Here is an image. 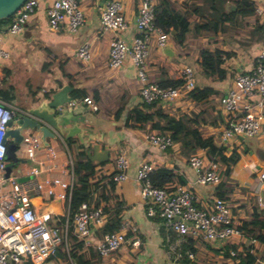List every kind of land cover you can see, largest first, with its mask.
<instances>
[{
    "label": "crops",
    "instance_id": "0c3cea01",
    "mask_svg": "<svg viewBox=\"0 0 264 264\" xmlns=\"http://www.w3.org/2000/svg\"><path fill=\"white\" fill-rule=\"evenodd\" d=\"M106 1L108 0H84L81 3L85 23L75 33L66 26L59 31L51 30L47 5L52 1L40 4L17 35L5 34L8 25L0 23V33L5 34L0 41V48L10 54L9 58L0 59V88L15 86L17 100L13 105L22 110L47 103L62 92V100L72 98L76 101L75 105L66 104L70 111L86 108L85 113L78 114L77 119L71 120L68 125L75 129L73 135L50 139V146L42 147L37 160L28 164L33 166L39 161H47L45 166L49 172L43 173V176L49 174L68 179V165L73 154L77 157L82 150L88 154L93 152L95 145H99L100 151H109V160L95 164L96 174L92 182L99 185L94 195L96 198L116 172L118 156L125 154L128 157L131 164L129 178L117 184L116 194L117 202L122 203V217L127 226L129 242L110 256L102 257L94 248L101 238L98 228L93 227L89 243L85 244L82 251L90 264H177L178 260L172 258V233L167 231L161 218L151 217L147 213L136 180L139 167L145 162L153 163L156 169L168 168L182 176L186 180V186L192 187L197 199L196 205L200 209H210L218 193L223 192L226 203L239 223L250 220L255 208L264 210L258 200L263 193L259 177L263 169L259 165H263L261 151H264V142L261 138H237L224 146L228 155L236 152L239 160L233 167L231 177H222V189L219 191L218 186L198 184V173L190 165V159L194 155H199L205 164L210 161L205 149L193 151L184 148L182 143L175 142L171 148L161 150L147 140L148 134L158 133L152 129V123L141 127L140 123L134 121L127 125L126 120L129 112L138 106L151 113L161 109L166 114L183 120L191 129H198L204 138H214L219 146L221 133L228 126V114L221 99L232 87L237 75L252 69L259 55V43L247 52L235 55L236 50L220 44L213 35L221 33L223 26H257L256 30L264 37V30L258 26L264 25V0H251L257 5V14L240 16L235 22L226 24L220 22L221 16L236 9L241 0H156V6L160 5L187 17L192 26L183 43L177 40V31L169 33V39L163 48L157 45L156 36L152 37L147 59L149 80L159 84L178 81L181 79L182 69L191 66L195 70L197 88H210L215 93L202 101L194 100L189 93L174 103H160L157 107L149 108L144 107L140 93L142 84L132 59L128 58L118 69L109 66L114 34L104 32L100 27ZM121 1L124 3V13L131 23L127 32L128 41H131L137 33L135 20L141 9V0ZM84 43L90 46L89 61L82 60L78 55V50ZM204 50H222L231 54L223 65L227 71L225 79L205 73L201 65ZM7 73L9 77L5 83ZM77 90L85 91L86 95L76 98L73 92ZM85 97H91L99 109L94 110L90 104L84 103ZM19 101L21 104L17 105ZM161 122L164 124V121ZM69 140L72 141L71 146L68 145ZM21 154L23 156V150ZM21 166L22 169L27 168L25 165ZM31 199L39 215L53 214L52 220L56 217L61 220L64 218L63 208L60 209L53 203L55 198L32 193ZM137 240L140 245L134 246L133 242ZM194 240L197 252L194 253L195 259L191 264H232L221 252L222 243ZM230 242L239 244L237 239ZM245 244L248 245L249 242ZM257 250L263 251V246L259 244ZM258 255L264 264V257ZM33 261L34 264H75L60 252L56 256L36 257Z\"/></svg>",
    "mask_w": 264,
    "mask_h": 264
},
{
    "label": "built area",
    "instance_id": "2783aa9c",
    "mask_svg": "<svg viewBox=\"0 0 264 264\" xmlns=\"http://www.w3.org/2000/svg\"><path fill=\"white\" fill-rule=\"evenodd\" d=\"M50 1L52 3L47 5V16L51 30L59 31L66 26L75 33L85 23V14L81 7L84 0H27L12 16L5 34H19L40 4ZM124 11L121 0H108L101 13V29L114 34L110 68L118 69L131 58L142 84L141 98L146 104L174 103L183 95L193 92L197 84L195 70L191 66L182 69L180 80L183 83L178 87H164L148 78L147 59L152 37L156 36L157 45L161 48L166 46L169 39V34L156 25V0H141V9L135 20L137 33L131 41L127 38L131 23ZM5 34L0 33V41ZM78 55L84 61L90 60L88 43L80 46ZM9 56L8 51L0 48V59ZM83 102L90 104L94 110L99 109L91 97H85ZM70 104L75 105L76 101L73 100ZM221 104L228 114V126L221 133L219 146H228L237 138H261L264 142V50L257 56L252 69L235 77L232 87L222 97ZM19 113L30 115L27 110L19 109L0 98V264H34L33 258L56 256L60 244H64L66 251H69V200L74 183L73 159L71 158L68 165L70 177L66 180L49 174L43 176V173L49 172L45 166L47 161H39L33 166L22 164L27 168L22 169L20 166L19 171L15 168L10 177L6 178V168L10 163L7 156L8 143H4L7 124L16 119ZM23 136L19 155L23 150V156L20 155L22 158L36 161L38 152L43 147L41 132L28 129L23 132ZM147 140L164 151L175 144L170 134L151 133L147 135ZM190 165L198 173V184L217 186L221 183L223 176L220 162L210 160L205 164L199 155H194L190 159ZM130 168L128 157L121 154L116 160V172L110 180L117 184L125 182L129 178ZM155 169L153 163H143L138 169L136 180L148 215L161 218L167 231L179 237L177 243H173L174 252L184 236L207 242H220L223 245L233 239L239 240V244L249 242L258 245L257 240L246 238L238 228L225 200L217 197L210 209H200L196 205L197 199L192 187L178 184L172 189L154 186L150 175ZM22 177H29V180L19 182ZM259 177L263 193L258 200L264 206V170L260 171ZM32 193L59 198L66 221L63 222L57 217L52 220L53 214L49 213L39 215L31 199ZM105 220L101 206L95 207L94 204L85 202L73 220L74 234L87 244L93 227L101 228ZM126 228L123 223L121 230L107 234L94 245L96 252L107 257L120 250L129 242ZM133 245L138 246L140 242L134 241ZM234 254L232 251V255ZM188 256L191 260L195 259V254L191 251H188ZM180 257L177 254L175 259L179 260Z\"/></svg>",
    "mask_w": 264,
    "mask_h": 264
},
{
    "label": "trees",
    "instance_id": "16d2710c",
    "mask_svg": "<svg viewBox=\"0 0 264 264\" xmlns=\"http://www.w3.org/2000/svg\"><path fill=\"white\" fill-rule=\"evenodd\" d=\"M217 1V0H214ZM257 14V5L251 0H241L238 2L237 8L233 11L224 13L220 22L222 24L233 23L238 17H246ZM12 17L0 20V23L11 24ZM156 25L160 27L164 32L171 33L177 31L176 38L180 43H183L186 39L187 34L191 31V22L187 17L180 14L174 13L166 8H162L160 5L156 6ZM260 28L264 30V25ZM263 26V27H262ZM231 57V54L222 50L209 51L204 50L202 52L201 65L207 75L217 76L220 79H225L227 71L224 68L226 58ZM10 75V74H9ZM5 78V83L8 82ZM182 81H173L161 84L164 87H178L182 85ZM16 88L13 85H8L4 88H0V97L6 102L14 104L17 100L15 94ZM85 91H74L73 94L76 98L86 95ZM215 92L210 88L198 89L196 88L190 93L191 97L196 101H202L208 99V97ZM47 96H50L48 94ZM145 108L157 107L160 102H154L153 104L144 103ZM140 123L141 127H144L148 123H152V129L162 134H170L174 142L182 143L184 148H189L195 151L198 148L205 149L210 160L220 162L222 165V176L224 178H230L233 167L239 160V155L236 152L227 154V148L218 146L214 138H204L202 133L198 129H191L183 120H178L173 116H170L163 112L161 109H157L151 113L140 106L134 108L129 112L126 124L131 125L130 122ZM161 121H164L162 124ZM68 145H72V141H68ZM264 151H261L263 155ZM74 163V183L71 190V198L69 200L70 216H69V240L67 252L64 248V244L59 245V252L65 258H70L75 264H90L85 259L84 253L82 252L86 241L78 238L74 234V227L72 226L73 220L78 213L83 203L88 202L94 204L95 207H102L105 215V223L99 228L98 234L102 241L107 234H111L121 230L124 223L122 217L123 208L122 203L117 202L118 196L116 194L117 183L110 180L106 185L103 186L99 195L95 198V191L99 185L92 182L93 177L96 174V165L87 157V152L82 150L75 160ZM151 180L154 186L159 188L172 189L174 185H186V180L172 170L168 168H158L151 173ZM219 191L222 189V182L217 185ZM218 197L226 201V195L223 192L218 193ZM115 204L113 205V203ZM65 222L66 218H62ZM238 228L242 231L248 239H255L258 245L263 246L264 251V210H260L258 207L255 208L250 220H244L239 222ZM179 237L177 234L172 233L171 242L177 243ZM254 244L246 245L245 243H226L222 246L221 252L224 258L230 260L232 264H262L261 257L256 253L257 246ZM188 251L196 253L195 240L191 236L182 237L181 242L178 244L176 252L173 253L172 258L174 259L177 254H180L177 264H191L193 261L188 256ZM232 251L235 252L232 255ZM264 256H262L263 258Z\"/></svg>",
    "mask_w": 264,
    "mask_h": 264
},
{
    "label": "water",
    "instance_id": "95a60500",
    "mask_svg": "<svg viewBox=\"0 0 264 264\" xmlns=\"http://www.w3.org/2000/svg\"><path fill=\"white\" fill-rule=\"evenodd\" d=\"M26 1L0 0V20L12 17ZM61 94L55 95L47 103L28 108L29 116L19 113L16 119L8 122L4 143H8L7 156L10 163L6 168V178L10 177L15 168L19 171L21 164L31 163V160L24 159L19 155L24 141L23 132L25 130L31 129L41 132L43 147L50 146V139L56 140L60 137L66 138L73 135L75 129L70 128L68 125L71 120L77 119L78 114L85 113L86 108L83 107L82 110L75 109L70 111V108H67L66 104L72 102L73 99L68 98L64 101L61 99L63 98ZM99 149V145H95L93 152L87 154L94 165L109 160V151H100ZM262 157L264 159V152ZM259 168L264 170V160L263 165H259ZM27 180H29V177H22L19 179V182ZM53 203L62 209V201L59 198L54 199Z\"/></svg>",
    "mask_w": 264,
    "mask_h": 264
},
{
    "label": "rangeland",
    "instance_id": "374dc122",
    "mask_svg": "<svg viewBox=\"0 0 264 264\" xmlns=\"http://www.w3.org/2000/svg\"><path fill=\"white\" fill-rule=\"evenodd\" d=\"M256 27L257 26H223L221 33H216L213 37L218 38L217 42H220V44L228 45L233 50H236V54L234 53L235 55L243 51L247 52L256 43H259L258 54H260L264 50V37L256 30ZM206 33L208 32L206 31ZM229 35H231V37H228ZM20 104V101L17 102V105ZM75 159L76 155L73 154V160ZM256 253L264 256V251L256 250Z\"/></svg>",
    "mask_w": 264,
    "mask_h": 264
}]
</instances>
